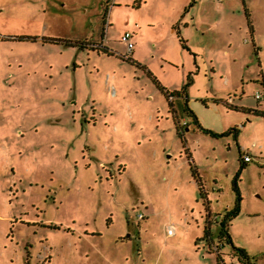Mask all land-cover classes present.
I'll use <instances>...</instances> for the list:
<instances>
[{
  "label": "rangeland",
  "instance_id": "374dc122",
  "mask_svg": "<svg viewBox=\"0 0 264 264\" xmlns=\"http://www.w3.org/2000/svg\"><path fill=\"white\" fill-rule=\"evenodd\" d=\"M256 108L264 0H0V264H218L238 194L233 244L264 264Z\"/></svg>",
  "mask_w": 264,
  "mask_h": 264
},
{
  "label": "trees",
  "instance_id": "16d2710c",
  "mask_svg": "<svg viewBox=\"0 0 264 264\" xmlns=\"http://www.w3.org/2000/svg\"><path fill=\"white\" fill-rule=\"evenodd\" d=\"M247 18H248V25H249V30L251 32V35L253 33V27L251 24V21L249 19V15L247 14ZM105 50V49H104ZM166 94H167V98H168V104H169V109L173 112V120L175 122L177 131L180 133L182 131V124L179 121L178 118V114H177V110L176 107H174V103L172 100L173 96H180L181 95V91L175 90V91H168L166 90ZM172 96V97H171ZM178 107L180 110L184 111L185 113L191 115L194 119V121H198L196 115L193 113V111L189 108V106L187 105L186 99L184 100V102H179ZM230 107H236L233 105H230ZM252 112L258 115H262L264 116V110L263 109H252ZM238 128L236 126L230 127L228 129L227 132H232L233 135L236 137ZM210 133H212L210 131ZM187 149V148H185ZM186 154H187V159L188 162L190 164V167L192 169V174L194 176V178L196 179V181L198 182V186H199V190L200 193L202 194L204 192V186H203V182L201 179L200 174L198 173L195 164L193 163L192 157H191V153L189 151L186 150ZM239 154H240V167L244 166L247 164V161L244 160L243 158V151L239 148ZM239 200H240V196L239 194L236 197V201L234 203V206L231 209H227L221 216L216 215L217 218L214 219L217 224H218V231L216 234L217 237V244L215 248H212L211 244H209V248L208 251H215L216 252V261L218 264H227L225 262V260L223 259V257L221 256V253L219 251V248L224 244V243H231L235 253L238 255V262L236 263H232V264H253V262L250 260V257L248 256L247 252L245 251L244 248L242 247H237L233 244L232 241V237L229 231V224H230V219L232 216L236 215L238 213V209H239ZM211 218H210V211L208 210L207 212V217H206V222H205V226H204V232H203V238H206L208 240V242H211L213 239V235L211 233Z\"/></svg>",
  "mask_w": 264,
  "mask_h": 264
},
{
  "label": "built area",
  "instance_id": "2783aa9c",
  "mask_svg": "<svg viewBox=\"0 0 264 264\" xmlns=\"http://www.w3.org/2000/svg\"><path fill=\"white\" fill-rule=\"evenodd\" d=\"M121 39L125 40L127 43V47L128 49H131L133 46V41L131 40V33L129 31H125L122 35H121ZM257 97H261L263 96L260 92L256 93ZM243 158L244 160L248 161L251 160L252 157L248 152H244L243 153ZM174 232V228L172 226H168L167 227V233L168 234H172Z\"/></svg>",
  "mask_w": 264,
  "mask_h": 264
}]
</instances>
